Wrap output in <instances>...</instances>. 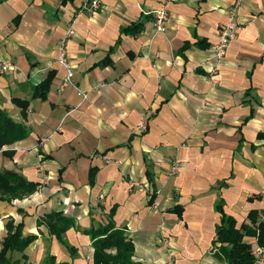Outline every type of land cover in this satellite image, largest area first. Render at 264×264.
Wrapping results in <instances>:
<instances>
[{
	"label": "crops",
	"instance_id": "crops-1",
	"mask_svg": "<svg viewBox=\"0 0 264 264\" xmlns=\"http://www.w3.org/2000/svg\"><path fill=\"white\" fill-rule=\"evenodd\" d=\"M103 1L89 13L85 0H0V61L14 64L0 74V108L29 130L3 146L11 153L0 151V169L39 183L30 196L0 200V248L12 219L38 236L25 258L14 253L22 264L50 253L95 264L89 234L64 232L74 255L38 218L60 210L88 229L115 208L142 264L169 255L174 264H228L213 243L221 200L238 227L252 209L264 220V0ZM237 2L241 28L220 59L214 47ZM161 6L169 19L157 32L150 11ZM137 23L141 31L125 30ZM64 40L75 75L60 89ZM50 72L47 98H32ZM16 97L30 101L25 114ZM134 179L146 188H129Z\"/></svg>",
	"mask_w": 264,
	"mask_h": 264
},
{
	"label": "trees",
	"instance_id": "trees-1",
	"mask_svg": "<svg viewBox=\"0 0 264 264\" xmlns=\"http://www.w3.org/2000/svg\"><path fill=\"white\" fill-rule=\"evenodd\" d=\"M142 24L130 25L125 30L134 32L141 31ZM124 30V31H125ZM205 41H202V46ZM55 75L50 72L48 76L35 85L32 98H41L45 100L50 91V86ZM16 105L22 108L25 114L30 106L28 99L14 98ZM29 135V130L24 122L13 119L5 109L0 108V151L11 153L3 148L6 144H12L22 140ZM264 137L263 133L259 135ZM96 168L90 170V180L94 182L96 177ZM39 187V183L31 181L20 172L11 169H0V200L11 201L13 199L24 198L34 194ZM155 194V193H154ZM154 194L150 202H153ZM217 209L221 216L220 223L216 226V237L213 240L214 247H220L223 256L228 264H256V258L253 254L252 242H246L245 236H253L257 243L264 246V220L258 210H250L248 223L237 226L236 219L224 212L223 203L218 204ZM115 208L109 212L108 220L93 225L91 228H82L77 225L76 220L67 216L64 211L52 210L42 218H38V224H45L49 233L58 237V239L70 249L75 255L76 247L71 246L65 239V231L71 227H76L80 231L91 236L92 246H94L93 261L95 264H142L133 259L135 245L129 237L125 228H119L114 218ZM7 236L0 248V264H22V259H15L14 253L23 252L22 257H26L24 251L38 237L37 234H25L24 222L16 224L14 220L9 219L6 223ZM44 264H67L66 262H56L54 254L48 255Z\"/></svg>",
	"mask_w": 264,
	"mask_h": 264
},
{
	"label": "built area",
	"instance_id": "built-area-1",
	"mask_svg": "<svg viewBox=\"0 0 264 264\" xmlns=\"http://www.w3.org/2000/svg\"><path fill=\"white\" fill-rule=\"evenodd\" d=\"M104 1L103 0H85V3L81 6V10L84 12H89L93 13L95 11H98ZM238 6L239 3H235L230 8V19L229 21L221 28L218 40L215 44V55L216 57L222 59L225 57V54L227 52L228 47L230 46V43L232 39L237 37L239 30L241 28V22L238 17ZM150 13L153 15V28L158 31H165L167 20L169 19V14L167 11V8L165 6L158 7V9H154L150 11ZM76 31L71 25L68 29V34L66 38H69L74 34ZM66 40L63 41L62 43V50L59 56L60 62L65 66L66 68V77L63 79L62 83L60 84V89H63L67 85L73 82V77H74V64L72 60H70L66 46H65ZM14 67L13 62H11L8 59H3L0 61V74L8 72ZM85 96V95H84ZM139 128L144 131L147 130V124L145 121H143L140 125ZM181 167V163L179 159H174L172 161V164L169 168V173L170 175H176ZM135 187L139 188H146L144 187L143 183L140 182L139 180H131L129 182V188L134 189ZM101 199L103 198V195L100 197ZM253 254L256 258V264H264V246L260 245L259 243H256V245L253 247ZM174 256L169 255L168 259L165 261L164 264H174L175 263Z\"/></svg>",
	"mask_w": 264,
	"mask_h": 264
}]
</instances>
